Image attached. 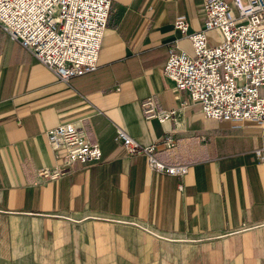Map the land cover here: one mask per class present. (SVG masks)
I'll return each mask as SVG.
<instances>
[{"label":"crops","instance_id":"obj_1","mask_svg":"<svg viewBox=\"0 0 264 264\" xmlns=\"http://www.w3.org/2000/svg\"><path fill=\"white\" fill-rule=\"evenodd\" d=\"M204 1L110 0L97 69L69 86L0 29V216L79 219L81 264H264L260 127L204 118L163 75L170 48L192 54L175 19L202 30ZM206 37L215 43L217 35ZM149 97L175 116L145 119ZM65 123L82 126L101 159L41 180L39 169L60 163L46 132ZM116 128L187 174L151 171L145 156L115 140ZM166 138L170 149L159 143Z\"/></svg>","mask_w":264,"mask_h":264},{"label":"built area","instance_id":"obj_2","mask_svg":"<svg viewBox=\"0 0 264 264\" xmlns=\"http://www.w3.org/2000/svg\"><path fill=\"white\" fill-rule=\"evenodd\" d=\"M231 1L232 6L227 0H205L200 31L189 32L184 17L175 19L173 29L190 42L192 54L170 48L163 75L175 83L176 91L187 92L201 105L204 118L254 122L264 138V0ZM109 9L110 0H0V29L69 86L73 78L97 69ZM208 32L217 35L216 43L207 40ZM141 110L145 119L160 123L177 112L159 111L153 97L142 102ZM46 137L60 163L39 169L41 180L56 181L70 173L74 163L101 159L99 144L90 142L75 123L60 124ZM115 140L127 153L145 156L151 171L176 177L188 172L185 165L158 161L155 145L141 146L121 129L116 128ZM159 143L173 147L169 138ZM254 155L263 162L264 147L255 149Z\"/></svg>","mask_w":264,"mask_h":264},{"label":"rangeland","instance_id":"obj_3","mask_svg":"<svg viewBox=\"0 0 264 264\" xmlns=\"http://www.w3.org/2000/svg\"><path fill=\"white\" fill-rule=\"evenodd\" d=\"M82 223L74 218L0 216V264H81Z\"/></svg>","mask_w":264,"mask_h":264}]
</instances>
